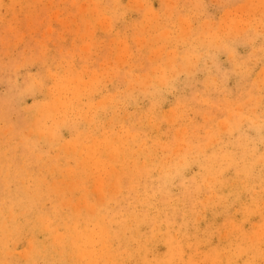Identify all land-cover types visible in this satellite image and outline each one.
<instances>
[{
  "label": "rangeland",
  "instance_id": "1",
  "mask_svg": "<svg viewBox=\"0 0 264 264\" xmlns=\"http://www.w3.org/2000/svg\"><path fill=\"white\" fill-rule=\"evenodd\" d=\"M263 4L0 0V264H264Z\"/></svg>",
  "mask_w": 264,
  "mask_h": 264
},
{
  "label": "bare ground",
  "instance_id": "2",
  "mask_svg": "<svg viewBox=\"0 0 264 264\" xmlns=\"http://www.w3.org/2000/svg\"><path fill=\"white\" fill-rule=\"evenodd\" d=\"M259 1H261V0H259ZM253 3V2H252ZM248 4V3H247ZM246 4V5H247ZM252 5V4H251ZM250 5V6H251ZM259 5V4H258ZM264 5V4H263ZM112 7V6H111ZM244 7V6H243ZM253 7V6H252ZM263 7V6H262ZM117 8V7H116ZM245 8H246V6H245ZM244 8V9H245ZM257 8H258V6H257ZM252 10H254V8H251ZM264 9V8H263ZM115 10H118V9H114V11ZM110 11V10H109ZM112 12V11H111ZM118 12V11H117ZM116 12V13H117ZM252 12H254V11H252ZM257 13V12H256ZM109 14V13H108ZM112 14V13H111ZM144 14V13H143ZM142 14V15H143ZM153 13H151V15H152ZM264 14V13H263ZM262 15V14H261ZM260 15V16H261ZM120 16H122V15H120ZM120 16H119V18H120ZM179 16V15H178ZM177 16V17H178ZM114 17V16H113ZM180 17V16H179ZM185 17V16H184ZM186 18V17H185ZM121 19V18H120ZM158 19V18H157ZM178 19V18H177ZM179 20H182V19H179ZM184 20V19H183ZM176 22V21H175ZM156 23V22H155ZM201 23V22H200ZM213 23V22H212ZM231 24H232V22H230ZM248 23V22H247ZM164 24V23H163ZM178 25H180V23H177ZM183 24V23H182ZM211 24V23H210ZM210 24H209V26H210ZM214 24V23H213ZM212 24V25H213ZM216 24H217V22H216ZM222 25H223V22L221 23ZM221 24H219V26L221 25ZM240 24V23H239ZM158 25H160V24H158ZM168 25V24H167ZM166 25V26H167ZM170 25V24H169ZM200 25V24H199ZM198 25V26H199ZM153 26V25H152ZM202 26V25H201ZM217 26V25H216ZM215 26V27H216ZM157 27V26H156ZM162 26H160V28H161ZM171 27V26H170ZM178 27H180V26H178ZM213 27H214V25H213ZM214 27V28H215ZM231 26L229 25V28H230ZM183 28V27H182ZM190 28V27H189ZM208 28V27H207ZM212 28V27H211ZM211 28H210V30H211ZM227 28V27H226ZM164 29V28H163ZM166 29V28H165ZM193 29V28H192ZM195 29V28H194ZM203 29V28H202ZM235 29V28H234ZM252 29V28H251ZM181 30V29H180ZM221 30H222V28H221ZM226 30V29H225ZM250 30V29H249ZM218 31H220L219 30V28H218ZM227 31V30H226ZM240 31V30H239ZM202 32H204L203 30L201 31V33ZM220 32H222V31H220ZM242 32H245V31H242ZM204 33H206V32H204ZM215 33V32H214ZM213 33V34H214ZM227 33V32H226ZM183 34H185V33H183ZM187 34V33H186ZM210 34H211V32H210ZM211 35L210 37H212V36H214V35ZM218 34V33H217ZM220 34V33H219ZM227 34H229V33H227ZM238 34V33H237ZM196 35V34H195ZM188 36V35H187ZM197 36V35H196ZM205 36V35H204ZM220 36V35H219ZM223 36V35H222ZM178 37V36H177ZM201 37V36H200ZM203 37V36H202ZM216 37V36H215ZM221 37V36H220ZM225 37V36H224ZM237 37V36H236ZM222 38V37H221ZM177 39V38H176ZM179 39V38H178ZM190 39V38H189ZM206 39V38H205ZM166 40V39H165ZM164 40V41H165ZM169 40V39H168ZM202 40V39H201ZM204 40V39H203ZM216 40H218V39H216ZM163 41V40H162ZM167 41V40H166ZM190 41V40H189ZM198 41H200V39L198 40ZM206 41V40H205ZM219 41V40H218ZM168 42V41H167ZM192 42V41H191ZM190 42V43H191ZM194 42V41H193ZM202 42V41H201ZM207 42V41H206ZM203 43V42H202ZM201 43V45H204V44H202ZM205 43V42H204ZM216 43H217V41H216ZM250 43V42H249ZM215 44V43H214ZM192 45H193V43H192ZM207 45H209V43L207 44ZM233 45V44H232ZM194 46V45H193ZM176 47H177V45H176ZM191 47V46H190ZM195 47V46H194ZM199 47V46H198ZM190 49V48H189ZM188 49V50H189ZM200 49V48H199ZM201 49H202V47H201ZM200 49V50H201ZM261 50V49H260ZM128 51V50H127ZM210 51V50H209ZM188 52V51H187ZM129 53V52H128ZM230 53V52H229ZM188 54V53H187ZM215 54V53H214ZM157 55H159V54H157ZM183 55H185V54H183ZM183 55H181V56H183ZM187 56V55H186ZM188 56H189V54H188ZM187 56V60H189L188 58H190V57H188ZM196 56V55H195ZM254 57V56H253ZM159 58V57H158ZM193 58V57H192ZM176 59V58H175ZM194 59V58H193ZM200 59H202V57L200 58ZM235 58H233V60H234ZM206 60V59H205ZM251 60V59H250ZM183 61H186V58H185V60H184V58H183ZM236 61V60H235ZM244 61V60H243ZM190 62H191V59H190ZM201 62V61H200ZM234 62V61H233ZM257 62H258V60H257ZM186 63V62H185ZM192 63V62H191ZM190 63V64H191ZM174 64V63H173ZM187 65V64H186ZM189 65V64H188ZM235 66H236V64H235ZM247 66V65H246ZM243 67V66H242ZM186 68V67H185ZM236 68V67H235ZM173 69V68H172ZM191 69V68H190ZM213 69V68H212ZM175 70V69H174ZM177 70V69H176ZM179 70V69H178ZM238 70H240V68L238 69ZM242 71V70H241ZM189 73H190V71H189ZM171 74V73H170ZM237 74V73H236ZM251 74V73H250ZM171 76V75H170ZM175 76V75H174ZM172 77V76H171ZM231 77V76H230ZM263 77H264V75H263ZM213 78V77H212ZM244 78V77H243ZM254 78V77H253ZM261 78V77H260ZM233 79V78H232ZM255 80V79H254ZM74 81V80H73ZM216 81V80H215ZM71 83V82H70ZM78 83V82H77ZM205 83V82H204ZM216 83V82H215ZM234 83V82H233ZM256 84H257V82H256ZM264 84V83H263ZM75 85V84H74ZM79 85V84H78ZM78 85H76V86H78ZM205 85V84H204ZM219 85H220V83H219ZM218 85V86H219ZM73 87V86H72ZM233 87V86H232ZM69 88L71 89V87L69 86ZM142 88V87H141ZM140 88V89H141ZM60 89V88H59ZM62 89V88H61ZM69 89V90H70ZM250 89V88H249ZM142 90V89H141ZM60 91V90H59ZM62 92H63V90H61ZM81 91V90H80ZM144 91V90H143ZM235 91V90H234ZM49 92V91H48ZM51 92V91H50ZM55 90H54V94H55ZM65 92H66V90H65ZM261 92V91H260ZM52 93V92H51ZM59 93V92H58ZM71 93V92H70ZM74 93V92H73ZM76 93V92H75ZM65 94V93H64ZM114 94V93H113ZM233 94V93H232ZM247 94H249V93H247ZM27 95V94H26ZM51 95V94H50ZM53 95V94H52ZM51 95V96H52ZM57 95H60V94H57ZM70 95V94H69ZM112 95V94H111ZM116 95V94H115ZM204 95V94H203ZM211 95V94H210ZM23 96V95H22ZM65 96V95H64ZM117 96V95H116ZM220 96V95H219ZM226 96V95H225ZM243 96V95H242ZM119 97V96H118ZM130 97H132V96H130ZM47 98V97H46ZM60 98V97H59ZM70 98V97H69ZM71 98H73V97H71ZM65 100V99H64ZM116 100H117V98H116ZM118 100H120V99H118ZM204 100V99H203ZM49 101V100H48ZM56 101H58V100H56ZM56 101H54V102H56ZM75 101V100H74ZM105 101V100H104ZM112 101H113V99H112ZM125 101V100H124ZM122 102V101H121ZM127 102V101H126ZM205 102H207V101H205ZM249 102H251V101H249ZM58 103V102H57ZM70 103V102H69ZM77 103V102H76ZM99 103H100V101H99ZM104 103V102H103ZM257 103H258V101H257ZM68 104V103H67ZM71 104V103H70ZM105 104V103H104ZM255 104V103H254ZM52 105V104H51ZM58 105V104H57ZM235 105V104H234ZM237 105V104H236ZM260 105V104H259ZM49 106V105H48ZM80 106V105H79ZM105 106V105H104ZM110 107V105H107V107ZM112 106V105H111ZM233 106V105H232ZM40 107V106H39ZM43 107V106H42ZM52 107V106H51ZM56 108H57V106H55ZM63 107H65V105L63 106ZM59 108V107H58ZM72 108V107H71ZM104 108V107H103ZM113 108H114V106H113ZM240 108V107H239ZM45 109V108H44ZM46 109H48V108H46ZM54 109V108H53ZM111 109V108H110ZM262 109V108H261ZM260 109V110H261ZM59 110H60V108H59ZM112 110V109H111ZM233 110V109H232ZM21 111V110H20ZM37 111H39V110H37ZM42 111H44V110H42ZM108 111V110H107ZM110 111V110H109ZM234 111V110H233ZM239 111V110H238ZM257 111V110H256ZM49 112V111H48ZM177 112V111H176ZM50 113V112H49ZM63 113H64V111H63ZM104 113V112H103ZM38 114V113H37ZM43 114H45V112L43 113ZM246 114V113H245ZM12 115H14V114H12ZM34 115H35V113H34ZM33 115V116H34ZM50 115V114H49ZM56 115V114H55ZM67 115V114H66ZM73 115V114H72ZM41 116H43V115H41ZM68 116V115H67ZM75 116H77V115H75ZM84 116V115H83ZM164 116V115H163ZM168 116V115H167ZM172 116V115H171ZM183 116V115H182ZM13 117V116H12ZM37 117V116H36ZM49 117V116H48ZM170 117V116H169ZM41 118V117H40ZM79 118H80V116H79ZM83 118H86V116H84ZM112 118V117H111ZM114 118H116L115 116H114ZM122 118V117H121ZM127 118V117H126ZM130 118H132V117H130ZM231 118V117H230ZM36 119V118H35ZM47 119V118H46ZM62 119V118H61ZM120 118H118V120H119ZM129 119V118H128ZM170 119H172V118H170ZM206 119H208V118H206ZM80 120V119H79ZM86 120V119H85ZM87 120H88V118H87ZM86 120V121H87ZM94 120V119H93ZM112 120V119H111ZM257 120V119H256ZM35 121V120H34ZM66 121H67V119H66ZM72 120H70V122H71ZM82 121V120H81ZM120 121V120H119ZM131 121V120H130ZM215 121V120H214ZM224 121V120H223ZM70 122H68V124L70 123ZM83 122V121H82ZM108 122V121H107ZM113 122H115V121H113ZM117 122V121H116ZM170 122V121H169ZM254 122H256L255 120H254ZM33 123V122H32ZM110 123H111V121H110ZM203 123V122H202ZM256 123H258V122H256ZM4 124V123H3ZM34 124V123H33ZM85 124V123H84ZM91 124V123H90ZM102 124V123H101ZM106 124V123H105ZM114 124V123H113ZM136 124V123H135ZM143 124V123H142ZM145 124V123H144ZM38 125V124H37ZM40 125V124H39ZM53 125V124H52ZM67 125V124H66ZM87 125V124H86ZM109 125V124H108ZM112 125V124H111ZM138 125V124H137ZM65 126V125H64ZM71 126V125H70ZM73 126V125H72ZM75 126V125H74ZM73 126V127H74ZM77 126V125H76ZM76 126H75V128H76ZM79 126V125H78ZM92 126V125H91ZM106 126V125H105ZM146 126V125H145ZM152 126V125H151ZM33 127V126H32ZM56 127V126H55ZM67 127V126H66ZM98 127V126H97ZM107 127V126H106ZM111 127V126H110ZM136 127V126H135ZM182 127V126H181ZM52 129L54 128V127H51ZM70 128V127H69ZM72 128V127H71ZM102 128V127H101ZM104 128V127H103ZM103 128H102V131H103ZM126 128V127H125ZM142 128H144V127H142ZM217 128H219V127H217ZM227 128V127H226ZM49 129V128H48ZM80 129V128H79ZM111 129V128H110ZM181 129V128H180ZM29 130V129H28ZM39 130V129H38ZM54 130V129H53ZM58 130V129H57ZM77 130V129H76ZM75 130V131H76ZM81 130V129H80ZM97 130V129H96ZM95 130V131H96ZM152 130H153V127H152ZM215 130V129H214ZM213 130V131H214ZM48 131V130H47ZM61 131V130H60ZM90 131H92L91 130V128H90ZM95 131H93V132H95ZM101 131V132H102ZM109 131V130H108ZM206 131H209V130H206ZM205 131V132H206ZM216 131V130H215ZM239 131H241V130H239ZM34 132H36V131H34ZM55 132V131H54ZM59 132V131H58ZM79 132V131H78ZM129 132V131H128ZM261 132V131H260ZM45 133V132H44ZM48 133V132H47ZM51 133H53V131L51 132ZM56 133V132H55ZM76 133V132H75ZM82 133H84V132H82ZM90 133V132H89ZM138 133V132H137ZM157 133V132H156ZM210 133V132H209ZM21 134V133H20ZM41 134V133H40ZM93 134V133H92ZM99 134V133H98ZM134 134H136V133H134ZM220 134V133H219ZM227 134V133H226ZM38 135V134H37ZM43 135V134H42ZM41 135V136H42ZM80 135V134H79ZM82 135V134H81ZM77 136V135H76ZM82 136H84V135H82ZM99 136V135H98ZM148 136V135H147ZM46 137V136H45ZM78 137V136H77ZM95 138H96V136H94ZM108 137V136H107ZM110 137V136H109ZM108 137V138H109ZM20 138V137H19ZM31 138V137H30ZM62 138V137H61ZM73 138V137H72ZM75 138V137H74ZM91 138V137H90ZM99 138V137H98ZM136 138V137H135ZM230 138V137H229ZM40 139V138H39ZM55 139V138H54ZM85 139V138H84ZM133 140H134V138H132ZM12 140V139H11ZM42 140V139H41ZM58 140V139H57ZM59 140H60V138H59ZM87 140H89V139H87ZM93 140V139H92ZM99 140V139H98ZM180 140V139H179ZM184 140V139H183ZM95 141H97V140H95ZM114 141V140H113ZM141 141H144V140H141ZM178 141V140H177ZM41 142V141H40ZM90 142V141H89ZM92 142V141H91ZM93 142H94V140H93ZM13 143V142H12ZM79 143V142H78ZM101 143V142H100ZM108 143V142H107ZM106 143V144H107ZM115 143L117 144V141H115ZM137 143V142H136ZM160 143V142H159ZM177 143H179V142H176V145H177ZM182 144H183V142H181ZM219 143V142H218ZM242 143H243V141H242ZM250 143V142H249ZM41 144V143H40ZM76 144V143H75ZM139 144V143H138ZM143 144V143H142ZM146 144H147V142H146ZM221 144V143H220ZM10 145V144H9ZM63 145V144H62ZM65 145V144H64ZM63 145V146H64ZM70 145V144H69ZM68 145V146H69ZM81 145V144H80ZM83 145V144H82ZM113 145V144H112ZM111 145V147H113ZM181 145V144H180ZM29 146V145H28ZM43 146V145H42ZM56 146V144H54V147ZM60 146V145H59ZM96 146V145H95ZM109 146V145H108ZM131 146V145H130ZM144 146H146V145H144ZM216 146V145H215ZM73 147H74V145H73ZM76 147V146H75ZM90 147V146H89ZM93 147H94V145H93ZM98 147V146H97ZM106 147V146H105ZM151 147V146H150ZM174 147V146H173ZM179 147V146H178ZM177 147V148H178ZM190 147V146H189ZM214 147V146H213ZM212 147V148H213ZM19 148V147H18ZM41 148V147H40ZM64 148H67V146L66 147H64ZM63 148V149H64ZM130 148V147H129ZM153 148V147H152ZM233 148V147H232ZM259 148V147H258ZM36 149H38V148H36ZM58 149H59V147H58ZM57 149V150H58ZM84 149V148H83ZM92 149V148H91ZM174 149H176V148H174ZM210 149V148H209ZM224 149V148H223ZM237 149V148H236ZM41 150V149H40ZM54 150H55V148H54ZM107 150V149H106ZM154 150V149H153ZM157 150V149H156ZM177 150V149H176ZM48 151V150H47ZM66 151V150H65ZM91 151V150H90ZM105 151V150H104ZM104 151H103V153H104ZM240 151V150H239ZM53 152V151H52ZM72 152V151H71ZM75 152H77L76 150H75ZM101 152V151H100ZM137 153H138V151H136ZM151 152V151H150ZM154 152V151H153ZM158 152V151H157ZM207 152V151H206ZM54 153V152H53ZM56 153V152H55ZM66 153V152H65ZM69 153V152H68ZM143 153V152H142ZM146 153V152H145ZM192 153V152H191ZM237 153V152H236ZM32 154V153H31ZM70 154V153H69ZM78 154V153H77ZM76 154V155H77ZM92 154V153H91ZM110 154V153H109ZM116 154V153H115ZM42 155H44L43 153H42ZM49 155V154H48ZM52 155V154H51ZM54 155V154H53ZM61 155H62V153H61ZM75 155V156H76ZM99 155H100V153H99ZM103 155V154H102ZM101 155V156H102ZM108 155V154H107ZM111 155V154H110ZM142 155V154H141ZM159 155V154H158ZM94 156V155H93ZM113 156V155H112ZM112 156H110V157H112ZM115 156V155H114ZM138 156H139V153H138ZM137 156V157H138ZM162 156H164V154H162ZM171 156V155H170ZM178 156H180V153H178ZM13 157V156H12ZM39 157V156H38ZM80 157H81V155H80ZM97 157H99V156H97ZM134 157V156H133ZM146 157V156H145ZM176 157V156H175ZM91 158H93V157H91ZM90 158V159H91ZM116 158V156L114 157V159ZM144 158V157H143ZM146 158H148V156L146 157ZM187 158V157H186ZM218 158V157H217ZM236 158V157H235ZM83 159V158H82ZM99 159V158H98ZM97 159V160H98ZM105 159V158H104ZM103 159V160H104ZM113 159V160H114ZM137 159V158H136ZM153 159V158H152ZM41 160V159H40ZM60 160V159H59ZM68 160V159H67ZM107 160V159H106ZM112 160V159H111ZM116 160V159H115ZM134 160V159H133ZM148 160V159H147ZM164 160V159H163ZM166 160H168L167 159V157H166ZM42 161H44V160H42ZM51 161V160H50ZM76 161V160H75ZM117 161V160H116ZM115 161V162H116ZM153 161V160H152ZM151 161V162H152ZM159 162H160V158H159V160H158ZM170 161V160H169ZM58 162V161H57ZM70 162V161H69ZM118 162H119V160H118ZM157 162V161H156ZM62 163H63V161H62ZM92 163H93V161H92ZM95 163V162H94ZM108 163V162H107ZM106 163V164H107ZM148 163V162H147ZM146 163V164H147ZM155 163V162H154ZM161 163H162V161H161ZM210 163V162H209ZM53 164V163H52ZM73 164V163H72ZM71 164V165H72ZM99 164V163H98ZM115 164V163H114ZM141 164H143V163H141ZM145 164V165H146ZM167 164V163H166ZM57 165V164H56ZM69 165H70V163H69ZM88 165H89V163H88ZM109 166V165H108ZM143 166V165H142ZM157 166H160V164L159 165H157ZM156 166V167H157ZM164 167H165V165H163ZM66 167V166H65ZM71 167V166H70ZM80 167V166H79ZM120 167H121V165H120ZM155 167V168H156ZM35 168V167H34ZM72 168V167H71ZM85 168V167H84ZM97 168V167H96ZM110 168L112 169V165L110 166ZM132 168V167H131ZM158 168V167H157ZM160 168H162V167H160ZM160 168H158V170L160 169ZM220 168V167H219ZM9 169V168H8ZM80 169V168H79ZM90 169V168H89ZM106 169V168H105ZM110 169V170H111ZM121 169V168H120ZM257 169V168H256ZM67 170V169H66ZM92 170V169H91ZM110 170H108V172L110 171ZM113 170V169H112ZM118 170V169H117ZM128 170H130V169H128ZM157 170V169H156ZM174 170V169H173ZM188 170V169H187ZM229 170V169H228ZM93 171H98V170H93ZM114 171L115 170H113V172L112 173H114ZM121 171H123V170H121ZM127 171V170H126ZM172 171V170H171ZM51 172H53V171H51ZM63 172V171H62ZM184 172V171H183ZM182 172V173H183ZM92 173V172H91ZM106 173V172H105ZM110 173V172H109ZM153 173V172H152ZM186 173V172H185ZM221 173V172H220ZM230 173V172H229ZM228 173V174H229ZM61 174V173H60ZM76 174V173H75ZM82 174V173H81ZM107 174V173H106ZM154 174V173H153ZM54 175V174H53ZM74 175V174H73ZM72 175V176H73ZM92 175V174H91ZM109 175H112L111 173L109 174ZM50 176H51V174H50ZM61 176V175H60ZM64 176V175H63ZM62 176V177H63ZM68 176V175H67ZM85 176V175H84ZM114 176V175H113ZM187 176V175H186ZM211 176V175H210ZM66 177V176H65ZM83 177V176H82ZM91 177V176H90ZM77 178H79L78 176H77ZM95 178H97V177H95ZM94 178V179H95ZM99 178H100V176H99ZM122 178V177H121ZM249 178V177H248ZM254 178V177H253ZM26 179V178H25ZM47 179V178H46ZM50 179V178H49ZM12 180V179H11ZM30 180V179H29ZM28 180V181H29ZM106 180V182H107V179H105ZM14 181V180H13ZM45 181V180H44ZM90 181H92L93 182V180H90ZM102 181V180H101ZM197 181V180H196ZM208 181V180H207ZM23 182V181H22ZM70 182V181H69ZM103 182H105V181H103ZM204 182V181H203ZM239 182V181H238ZM229 183V182H228ZM233 183V182H232ZM10 184H11V181H10ZM107 184H108V182H107ZM230 184V183H229ZM235 184V183H234ZM241 184V183H240ZM13 185V184H12ZM18 185V184H17ZM22 185H23V183H22ZM55 185V184H54ZM101 185H102V183H101ZM104 185V184H103ZM14 186V185H13ZM89 186V185H88ZM169 186V185H168ZM238 186H239V184H238ZM78 187V186H77ZM235 187V186H234ZM86 188V187H85ZM227 188V187H226ZM231 188V187H230ZM241 188V187H240ZM57 189V188H56ZM77 189V188H76ZM81 189V188H80ZM90 189V188H89ZM88 189V190H89ZM242 189V188H241ZM240 189V190H241ZM82 190V189H81ZM234 190V189H233ZM243 190V189H242ZM241 190V191H242ZM14 191V190H13ZM48 191V190H47ZM101 191H103V190H101ZM202 191V190H201ZM12 192V191H11ZM29 192V191H28ZM219 192V191H218ZM245 192V191H244ZM35 193V192H34ZM65 193H67V192H65ZM125 193V192H124ZM240 193V192H239ZM76 194V193H75ZM202 194V193H201ZM213 194V193H212ZM247 194V193H246ZM30 195H31V192H30ZM121 195V194H120ZM203 195V194H202ZM213 195H215V194H213ZM44 196V195H43ZM50 196V195H49ZM138 196V195H137ZM152 196V195H151ZM155 196V195H154ZM157 196V195H156ZM155 196V197H156ZM198 196V195H197ZM200 196V195H199ZM204 196V195H203ZM253 197H254V195H252ZM8 197V196H7ZM37 197V196H36ZM67 197V196H66ZM92 197V196H91ZM119 197V196H118ZM148 197V196H147ZM241 197V196H240ZM205 198V197H204ZM213 198V197H212ZM217 198V197H216ZM230 198V197H229ZM153 199H154V197H153ZM244 199V198H243ZM94 200V199H93ZM130 200V199H129ZM221 200V199H220ZM229 200V199H228ZM236 201V200H235ZM262 201V200H261ZM52 202V201H51ZM197 202V201H196ZM208 202V201H207ZM214 203H215V201H213ZM229 203H230V200L228 201ZM226 203V202H225ZM47 204V203H46ZM49 204V203H48ZM121 203H119V205H120ZM157 204V203H156ZM224 204V203H223ZM222 204V205H223ZM215 204H213V206H214ZM220 205H221V203H220ZM232 205V204H231ZM237 205V204H236ZM88 206H89V203H88ZM107 206V205H106ZM117 206V205H116ZM137 206V205H136ZM159 206V205H158ZM216 206V205H215ZM219 206V205H218ZM234 206V205H233ZM259 206H260V204H259ZM19 207V206H18ZM23 207V206H22ZM97 207H99V205H97ZM139 207V206H138ZM56 208V207H55ZM135 208V207H134ZM210 208V207H209ZM63 209H64V207H63ZM88 209V208H87ZM235 209V208H234ZM15 210V209H14ZM35 210V209H34ZM230 210V209H229ZM236 210V209H235ZM66 211H68V210H66ZM83 211V210H82ZM216 211V210H215ZM231 211V210H230ZM229 211V212H230ZM237 211V210H236ZM97 212V211H96ZM135 212V211H134ZM218 212V211H217ZM32 213V212H31ZM52 213H53V211H52ZM80 213H82V212H80ZM131 213V212H130ZM153 213V212H152ZM95 214V213H94ZM99 214V213H98ZM138 214V213H137ZM47 215V214H46ZM52 215V214H51ZM79 215V214H78ZM77 215V216H78ZM38 216H40V215H38ZM76 216V217H77ZM80 216H82V214L80 215ZM103 216V215H102ZM139 216V215H138ZM201 216V215H200ZM51 217V216H50ZM53 217V216H52ZM55 217V216H54ZM104 217V216H103ZM123 217V216H122ZM206 217V216H205ZM253 217H255V216H253ZM19 218V217H18ZM36 218V217H35ZM91 218V217H90ZM99 218H100V216H99ZM105 218V217H104ZM188 218V217H187ZM256 218V217H255ZM30 219V218H29ZM44 219V218H43ZM47 219V218H46ZM65 219V218H64ZM106 219V218H105ZM134 219V218H133ZM203 219V218H202ZM34 220H36V219H34ZM66 220V219H65ZM71 220V219H70ZM94 220L95 219H93V222H94ZM42 221V220H41ZM46 221V220H45ZM52 221H54V220H52ZM82 221V220H81ZM106 221V220H105ZM130 221V220H129ZM132 221V220H131ZM147 221H148V219H147ZM178 221V220H177ZM7 222V221H6ZM51 222V221H50ZM67 222V221H66ZM70 222V221H69ZM74 222H76V219H75V221ZM78 222V221H77ZM76 222V223H77ZM205 223H206V221H204ZM214 222V221H213ZM8 223V222H7ZM37 223V222H36ZM35 223V224H36ZM54 223V222H53ZM75 223V224H76ZM90 223V222H89ZM107 223V222H106ZM105 223V224H106ZM74 224V223H73ZM99 224V223H98ZM97 224V225H98ZM102 224V223H101ZM100 224V225H101ZM163 224V223H162ZM215 224V223H214ZM218 224V223H217ZM188 225V224H187ZM46 226V225H45ZM73 226V225H72ZM116 226V225H115ZM189 226V225H188ZM41 227V226H40ZM77 227V226H76ZM87 227V226H86ZM106 227V226H105ZM111 227V226H110ZM141 227H143V226H141ZM174 227V226H173ZM80 228V227H79ZM83 228V227H82ZM81 228V229H82ZM169 228V227H168ZM44 229V228H43ZM60 229L62 230V228L60 227ZM59 229V230H60ZM95 229V228H94ZM106 229V228H105ZM127 229V228H126ZM125 229V230H126ZM170 229V228H169ZM202 229V228H201ZM63 230H64V228H63ZM62 230V231H63ZM65 230H67V229H65ZM71 230V229H70ZM83 230V229H82ZM106 230H108V229H106ZM183 230V229H182ZM41 231V230H40ZM77 231V230H76ZM95 231V230H94ZM143 231V230H142ZM170 231V230H169ZM180 231V230H179ZM189 231V230H188ZM191 231V230H190ZM198 231H200V228H199V230ZM21 232V231H20ZM44 232H45V230H44ZM48 232V231H47ZM52 232H53V230H52ZM56 232V231H55ZM64 232V231H63ZM67 232V231H66ZM107 232V231H106ZM106 232H105V230L103 229V228H100L99 230H98V232L96 233V236H94V237H96V239H97V241L94 239V237L92 236V234L88 231V230H86L85 228H84V230L81 232L80 231V233H78V231L76 232V234H74V238H73V244H74V246H75V248H76V250H77V255H78V258H79V260L80 261H83L85 264H91V263H93L92 262V260H94V259H96V257H100V256H98L97 254H95L94 253V250H93V247H94V245L96 244V243H98V244H100V246H101V248L103 247L104 248V250H105V248H106ZM126 232V231H125ZM138 232V231H137ZM62 233V232H61ZM74 233V232H73ZM223 233V232H222ZM23 234H24V232H23ZM36 234V233H35ZM63 234V233H62ZM71 234V233H70ZM200 234V233H199ZM39 235H41L40 233H39ZM48 235H50V234H48ZM47 235V236H48ZM72 235V234H71ZM178 235H180V234H178ZM51 236V235H50ZM50 236H49V238H50ZM61 236V235H60ZM59 236V237H60ZM143 236V235H142ZM169 236V235H168ZM25 237V236H24ZM43 237V236H42ZM41 237V238H42ZM114 237V236H113ZM164 237H165V234H164ZM180 237V236H179ZM200 237H201V235H200ZM30 238H32V237H30ZM40 238V237H39ZM57 238V237H56ZM68 238V237H67ZM29 239V238H28ZM38 239V238H37ZM55 239V238H54ZM63 239V238H62ZM112 239V238H111ZM121 239V238H120ZM228 239V238H227ZM10 240V239H9ZM31 240V239H30ZM60 240V239H59ZM157 240V239H156ZM192 240V239H191ZM190 240V241H191ZM8 241V240H7ZM63 241H64V239H63ZM62 241V242H63ZM114 241V240H113ZM186 241H187V239H186ZM44 242V241H43ZM70 242V241H69ZM111 242V241H110ZM153 242V241H152ZM159 242V241H158ZM162 242V241H161ZM173 242V241H172ZM172 242H171V244H172ZM204 242V241H203ZM125 243V242H124ZM134 243V242H133ZM10 244V243H9ZM61 244V243H60ZM60 244H59V246H60ZM122 244V243H121ZM132 244V243H131ZM130 244V245H131ZM157 244V243H156ZM175 244V243H174ZM44 245H45V243H44ZM67 245V244H66ZM123 245V244H122ZM147 245V244H146ZM167 245V244H166ZM62 246H63V244H62ZM100 246H98V247H100ZM113 246V245H112ZM179 246H180V244H179ZM201 246V245H200ZM44 247V246H43ZM46 247V246H45ZM49 247V246H48ZM55 247V246H54ZM133 247V246H132ZM157 247V246H156ZM184 247V246H183ZM187 248V247H186ZM6 249V248H5ZM20 249V248H19ZM23 249V248H22ZM44 250H45V248H43ZM50 249V248H49ZM54 249V248H53ZM61 249V248H60ZM66 249V248H65ZM72 250L74 249V248H71ZM71 249H69L70 251H71ZM155 249V248H154ZM173 249V248H172ZM16 250V249H15ZM21 250V249H20ZM48 250V249H47ZM47 250H46V252H47ZM98 250V249H97ZM115 250V249H114ZM185 250V249H184ZM190 249H188V251H189ZM58 251V250H57ZM95 251H96V248H95ZM111 251H112V249H111ZM141 251H143V250H141ZM154 251V250H153ZM161 251V250H160ZM165 251V250H164ZM53 252V251H52ZM60 252V251H59ZM69 252V251H68ZM73 252V251H72ZM114 252V251H113ZM159 252V251H158ZM191 252V251H190ZM189 252V253H190ZM13 253H14V251H13ZM32 253V252H31ZM37 253H38V251H37ZM63 253H64V251H63ZM74 253V252H73ZM187 253V252H186ZM51 254V253H50ZM55 254V253H54ZM74 254H76V253H74ZM160 254V253H159ZM168 254V253H167ZM166 254V255H167ZM226 254H227V252H226ZM70 255V254H69ZM221 255H223V253L221 254ZM20 256V255H19ZM52 256V255H51ZM103 256V255H102ZM101 256V257H102ZM135 256V255H134ZM153 256V255H152ZM157 256H158V254H157ZM161 256V255H160ZM163 257V256H162ZM73 258H75V257H73ZM198 258V257H197ZM202 258V257H201ZM52 259V258H51ZM106 259H107V257H106ZM78 260V261H79ZM98 260V259H97ZM99 260H101V259H99ZM126 260V259H125ZM124 260V261H125ZM132 260V259H131ZM16 261V260H15ZM59 261V260H58ZM65 261H67V259H65ZM118 261V260H117ZM41 262V261H40ZM39 262V263H40ZM43 262H45V260H43ZM48 262V261H47ZM47 262H45V263H47ZM122 262V261H121ZM152 262V261H151ZM14 263V262H13ZM62 263V262H61ZM104 263V262H103ZM117 263V262H116ZM132 263V262H131ZM223 263V262H222ZM35 264V263H34ZM48 264V263H47ZM78 264V263H77ZM112 264V263H111ZM122 264V263H121ZM139 264V263H138ZM141 264V263H140ZM161 264V263H160ZM163 264V263H162ZM165 264V263H164ZM221 264V263H220Z\"/></svg>",
  "mask_w": 264,
  "mask_h": 264
}]
</instances>
